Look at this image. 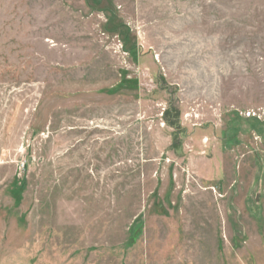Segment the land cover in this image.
Wrapping results in <instances>:
<instances>
[{
  "label": "rangeland",
  "instance_id": "1",
  "mask_svg": "<svg viewBox=\"0 0 264 264\" xmlns=\"http://www.w3.org/2000/svg\"><path fill=\"white\" fill-rule=\"evenodd\" d=\"M0 264H264V0H0Z\"/></svg>",
  "mask_w": 264,
  "mask_h": 264
},
{
  "label": "trees",
  "instance_id": "2",
  "mask_svg": "<svg viewBox=\"0 0 264 264\" xmlns=\"http://www.w3.org/2000/svg\"><path fill=\"white\" fill-rule=\"evenodd\" d=\"M179 118H180V112L176 110H167L166 113L164 114V119L167 123L170 125L174 126L173 128H179Z\"/></svg>",
  "mask_w": 264,
  "mask_h": 264
}]
</instances>
